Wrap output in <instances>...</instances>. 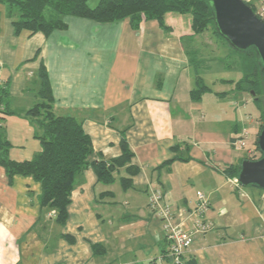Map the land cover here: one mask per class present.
Returning <instances> with one entry per match:
<instances>
[{
    "label": "crops",
    "instance_id": "obj_1",
    "mask_svg": "<svg viewBox=\"0 0 264 264\" xmlns=\"http://www.w3.org/2000/svg\"><path fill=\"white\" fill-rule=\"evenodd\" d=\"M167 15L169 31L154 19L134 27L129 18L97 23L66 16L67 27L49 35H15L0 4V85L9 81L12 111L3 121L9 158L30 160L41 150L26 111L40 100L36 74L43 65L54 114L81 122L92 160L120 155L124 136L139 169L124 189L122 169L113 183L103 184L85 168L60 224L54 210L39 204L37 182L14 176L10 183L0 166V264H169L164 220L148 207L157 187L164 191L163 204L186 211L174 218L193 233L183 264H264V190L238 189L235 177L223 171L248 155L235 140L244 132L249 139L246 123L252 118L237 121L213 112L229 92L236 96L234 82L228 91L210 88L192 98L198 72L189 50L198 51V35L187 39V29ZM237 106L236 100L229 104ZM256 137L247 149H254ZM198 192L209 202L204 220L215 225L205 233L188 217Z\"/></svg>",
    "mask_w": 264,
    "mask_h": 264
},
{
    "label": "trees",
    "instance_id": "obj_2",
    "mask_svg": "<svg viewBox=\"0 0 264 264\" xmlns=\"http://www.w3.org/2000/svg\"><path fill=\"white\" fill-rule=\"evenodd\" d=\"M209 1L99 0L94 7L88 5V0H0V4L5 6L6 15L12 20L15 35L21 31L49 35L54 30L67 27L63 19L66 16L86 18L97 23H109L129 18L134 27H138L142 19H154L162 28L169 31L171 29L166 26L164 16L176 13L190 16L192 34L187 39L190 40L195 35H200L209 29H212L213 34L222 38L211 18L212 9ZM249 5L254 12L257 10L254 3H249ZM233 50L241 56L243 71V77L234 82L235 90L254 91L253 100L260 110L258 117L260 129L264 123V101L259 97L264 92L262 66L255 49ZM196 52L189 50L192 64L197 63ZM36 78L39 83L40 100L30 107L26 114L33 120L34 135L40 142L41 150L32 159L26 161L17 162L9 158L10 143L5 135L3 121L6 116L12 114V111L8 107L9 81L6 80L0 85V166L4 169L10 183L14 176L31 177L37 182L40 185L39 204L54 210L56 221L63 224L67 219V207L75 180L85 168L90 166L97 181L103 184L113 183L118 171L122 169L124 175L120 177V184L124 189L132 186L131 178L138 173L139 169L131 164L133 153L124 136L120 140V155L111 159L92 160L94 151L91 139L84 132L81 122L73 116L54 114L53 95L43 65L38 69ZM209 90L210 87L204 84L202 78L197 75L195 88L191 91L192 98H200ZM254 150L256 154L247 155L243 159L258 158L256 140ZM238 164L224 167V173L230 177H236Z\"/></svg>",
    "mask_w": 264,
    "mask_h": 264
},
{
    "label": "rangeland",
    "instance_id": "obj_3",
    "mask_svg": "<svg viewBox=\"0 0 264 264\" xmlns=\"http://www.w3.org/2000/svg\"><path fill=\"white\" fill-rule=\"evenodd\" d=\"M98 1L99 0H88V5L94 7L97 5ZM170 15L176 19L179 28L184 29L183 27H185L188 33H190V35H186V38L190 37L192 34L190 16L176 13ZM169 17V15H165L164 22L166 26L172 30L171 25L167 22ZM65 18L66 17H63V19ZM194 43V46L198 49L196 52L197 63L194 62V67H196L198 75L202 78L203 83L208 85L213 91H228L230 89L229 83L237 82L243 77L240 54L234 51L224 39L213 34L212 29L196 36ZM201 53H203V55ZM221 80H226L227 82H221ZM229 80L233 82H228ZM235 95L234 97L233 93L229 92L228 97L220 102L217 105V109L213 112H216L223 118H236L237 121L240 117L244 116H250V118H252L253 122L246 123V128L250 132V137L245 143V148L243 150L245 153L247 148L251 145L250 141L252 136L259 131L258 125L260 122H256V120L260 115V110L254 102L250 92L236 91ZM205 96L211 97L212 94L206 93ZM243 97L246 98L247 101L242 100ZM259 97L264 101V92ZM235 100L238 102V106L233 110L229 108V104ZM259 156L260 153L257 151V157Z\"/></svg>",
    "mask_w": 264,
    "mask_h": 264
},
{
    "label": "water",
    "instance_id": "obj_4",
    "mask_svg": "<svg viewBox=\"0 0 264 264\" xmlns=\"http://www.w3.org/2000/svg\"><path fill=\"white\" fill-rule=\"evenodd\" d=\"M218 34L235 50L255 49L264 72V20L244 0H210ZM252 96L254 91H249ZM256 146L261 156L239 161L236 180L242 187L264 190V123Z\"/></svg>",
    "mask_w": 264,
    "mask_h": 264
},
{
    "label": "built area",
    "instance_id": "obj_5",
    "mask_svg": "<svg viewBox=\"0 0 264 264\" xmlns=\"http://www.w3.org/2000/svg\"><path fill=\"white\" fill-rule=\"evenodd\" d=\"M246 3L252 2V0H244ZM259 17L264 19V5L257 6L255 11ZM242 137H238L235 140V144L238 147L244 148L245 141L248 136L247 132L242 134ZM248 155L256 154L254 149H247ZM233 185L236 188L241 186L238 184L236 178H233ZM164 198V191L157 187L150 191L148 196V207L151 212L158 218L164 220L163 231L165 240L168 243V249L165 253V258L169 264H183V256L188 251L192 244V231L185 229L181 226V223L174 222V218H181L185 210H180L179 212L174 211L169 205L162 203ZM209 208V202L207 196L198 192L196 194L195 207L192 211H189L188 217L192 219V223L196 228L197 232L205 233L211 230L215 225L211 222L204 220V214Z\"/></svg>",
    "mask_w": 264,
    "mask_h": 264
}]
</instances>
